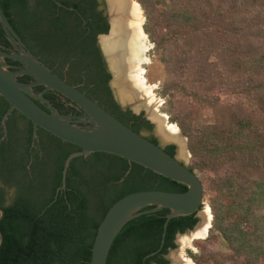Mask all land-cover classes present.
<instances>
[{"label": "trees", "instance_id": "trees-1", "mask_svg": "<svg viewBox=\"0 0 264 264\" xmlns=\"http://www.w3.org/2000/svg\"><path fill=\"white\" fill-rule=\"evenodd\" d=\"M57 1L61 6L52 0H0V8L54 74H66V82L158 145L144 114L122 108L114 98L95 41L109 28L105 8L97 0ZM134 1L162 66V112L186 139L188 168L199 173L211 211L208 236L195 242L198 252L189 256L193 264H264V0H165L166 9L154 0ZM0 44L10 47L1 27ZM44 97L69 113L61 95ZM7 109L0 97V264H89L97 229L116 201L138 191L186 190L102 152L72 159L65 188L59 189L64 161L79 148L40 128L33 140L31 121L16 110L3 127ZM205 112L211 122L196 131ZM175 149L163 148L172 157ZM168 212L129 221L107 264H170L176 236L192 231L199 218L169 220L163 238ZM218 238L226 251L214 248Z\"/></svg>", "mask_w": 264, "mask_h": 264}, {"label": "water", "instance_id": "water-1", "mask_svg": "<svg viewBox=\"0 0 264 264\" xmlns=\"http://www.w3.org/2000/svg\"><path fill=\"white\" fill-rule=\"evenodd\" d=\"M52 1L57 6H61V3L57 0ZM101 1L104 2L109 28L106 34L98 36V43L112 75L110 87L118 104L124 109H131L130 105L135 100H121L120 93L115 85L116 76L101 45V40L107 38L111 31V5L109 0ZM0 27L13 48L6 51L0 44V97L8 104V109L1 120L2 126L5 127L8 116L16 110L31 121L33 140L36 139L37 130L40 128L54 137L79 148L78 151L68 155L64 161L61 187L59 189L65 188L66 174L72 159L87 157L97 152L123 158L130 163L138 164L186 187L184 192L178 193L161 190L138 191L116 201L108 209L97 229L91 248L89 264H107L108 255L115 238L129 221L139 216L167 209L169 212L165 216L163 238L169 220L192 214H196L197 217L201 218L200 212L205 204L204 186L201 183L199 173L188 168L186 162L190 159V154L186 150L188 157L184 156L181 142L178 144L162 137L157 123L148 116L152 114L149 109H145V118L155 126L160 144L175 145L177 150L174 157L166 153L160 144L155 145L143 135L135 133L75 86L54 74L27 48L1 8ZM6 60L16 62L19 66L11 65ZM23 76L30 77L32 81L24 83L17 80L18 77ZM35 87H42L43 89L41 92L36 93L33 90ZM47 92L61 95L82 114L60 113L44 97ZM132 111L139 114L137 110ZM165 116L168 122V116ZM184 140V145H186V139L184 138ZM2 216L3 210L0 209V219ZM198 224L199 222L196 226ZM1 243L2 234L0 233V246ZM161 243H163V239ZM154 255L155 252L149 256Z\"/></svg>", "mask_w": 264, "mask_h": 264}, {"label": "bare ground", "instance_id": "bare-ground-1", "mask_svg": "<svg viewBox=\"0 0 264 264\" xmlns=\"http://www.w3.org/2000/svg\"><path fill=\"white\" fill-rule=\"evenodd\" d=\"M109 3L111 5V31L107 38L101 40V45L116 76L115 85L121 100L129 99L128 101H131L132 99L128 96L133 94L138 99L156 106L157 101L154 100L152 93L153 87L147 83L146 72L144 71V66L149 64L146 53L150 48L146 33L143 30L142 10L133 0H109ZM119 83L124 85L123 94L118 87ZM155 114L153 113L154 116ZM152 120L157 123L165 140L174 141L178 144L181 142L183 146L185 141H183L178 127L175 125L165 126L166 116L157 115ZM183 154L187 158L186 154ZM201 217L205 218V213H202ZM205 232L206 229H204Z\"/></svg>", "mask_w": 264, "mask_h": 264}, {"label": "rangeland", "instance_id": "rangeland-1", "mask_svg": "<svg viewBox=\"0 0 264 264\" xmlns=\"http://www.w3.org/2000/svg\"><path fill=\"white\" fill-rule=\"evenodd\" d=\"M154 1L157 5L161 6L162 8L166 9L169 7L168 2H166L165 0H154ZM142 15H143V11H142ZM143 18H145V17H143ZM143 23H145V20H143ZM147 41L149 43V48H150L146 53L148 60H149V64L144 66V71L146 72L145 77H146L147 83L149 84V86L153 87V91H152L153 98H154V100L157 101V104H156V106H153L154 104L153 105L148 104L147 101L140 100L133 94L129 95L128 98L135 100V102L130 105V108L134 111L137 110L138 113H143V114L146 113L145 112L146 108L149 109L151 113L153 112L155 114L157 112L155 114V116L153 115V113L151 115H148L150 119H153V117H156L157 115L162 117V116H165L167 114L162 112V108L164 107V103H165V98L161 97V82H162L161 80L163 78L162 66H161L159 60L157 59V57L154 55V52H153L154 45L149 41L148 36H147ZM118 87L120 88V92L123 94L124 85L120 84V85H118ZM150 112H148V113H150ZM211 119H212L211 115L209 113L205 112L203 114V120H201L200 122L195 124V130L197 131L202 124L210 123ZM169 125L177 126L174 123H170L169 116H168V122L166 121L165 126L168 127ZM181 137H182L183 141H185L182 135H181ZM184 144H185V142H183V153H185L186 156L188 157V153L186 152V145H184ZM189 162H190V159L188 160V162H186L187 165L189 164ZM204 203L205 204H204L200 213L201 214L205 213V218L204 217L203 218L198 217L200 223L196 228H194L192 231H188L184 234H180V235L176 236V238H175L176 248L173 251H170L168 256H167V258L170 261V264H193V261L189 256V252H192V253L198 252V249L196 248V246L194 244L196 241L204 240L207 238L209 226H210L211 220H212L210 207L208 205V200L206 198H204ZM202 229H203V232L200 233V231ZM204 229H206L205 233H204ZM214 248L219 249L221 251H226L225 243L223 242V240L221 238H218L217 245Z\"/></svg>", "mask_w": 264, "mask_h": 264}, {"label": "flooded vegetation", "instance_id": "flooded-vegetation-1", "mask_svg": "<svg viewBox=\"0 0 264 264\" xmlns=\"http://www.w3.org/2000/svg\"><path fill=\"white\" fill-rule=\"evenodd\" d=\"M97 2L101 5L100 7H99V9H101V7H104V5H102V4H104V2L102 3V1L101 0H97ZM99 35H101V34H98L97 36H96V38H95V41H96V46L98 47V50H99V52H100V55H101V58H102V60H103V62L105 63V65H106V69H107V71H108V73L111 75V72H110V70H109V68H108V65H107V62H106V60H105V57H104V55H103V53H102V51H101V48H100V46H99V43H98V36ZM3 46V45H2ZM5 49L4 50H10V49H13L12 48V46L10 45V47L9 46H3ZM75 60V59H74ZM6 61H8V63H9V61H11V60H6ZM13 62V61H12ZM9 64H11V65H14V66H19V64L18 63H16V62H14V63H9ZM64 72L66 73V72H68V64L64 67ZM73 72V71H72ZM65 76H66V74H65ZM63 77L65 80H66V77ZM23 77H25V76H23ZM111 77H112V75H111ZM36 89H38V87H35V88H33V90H34V92H37V93H39V92H41L42 91V87L40 88V89H38V90H36ZM47 93H49V92H47ZM47 93H45V94H47ZM115 98V97H114ZM62 102L64 103V105L67 107V108H69V113L68 114H72V115H80V114H82V112L81 111H79V110H77L76 108H74L73 106H71L70 105V102H68L67 100H65V99H62ZM125 109H129V108H125ZM131 110V109H130ZM132 111V110H131ZM133 112V111H132ZM135 114V113H134ZM144 116V115H143ZM145 117V116H144ZM149 121V120H148ZM150 122V121H149ZM151 123V122H150ZM152 124V123H151ZM151 135L154 137V138H156V140H157V142H158V144H160L159 143V140H158V137H157V132H156V130H155V126L152 124V129H151ZM161 146H162V148H165V147H167V146H169V145H171V144H160ZM173 145V144H172ZM176 150L177 149H175V154H174V156L176 155Z\"/></svg>", "mask_w": 264, "mask_h": 264}]
</instances>
